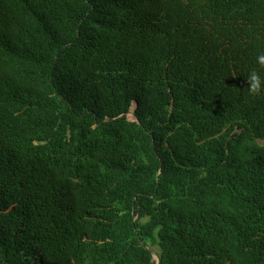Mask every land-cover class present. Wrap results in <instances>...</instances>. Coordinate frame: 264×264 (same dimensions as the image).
Segmentation results:
<instances>
[{
	"label": "trees",
	"instance_id": "obj_1",
	"mask_svg": "<svg viewBox=\"0 0 264 264\" xmlns=\"http://www.w3.org/2000/svg\"><path fill=\"white\" fill-rule=\"evenodd\" d=\"M261 56L264 0H0V264H264Z\"/></svg>",
	"mask_w": 264,
	"mask_h": 264
},
{
	"label": "clouds",
	"instance_id": "obj_2",
	"mask_svg": "<svg viewBox=\"0 0 264 264\" xmlns=\"http://www.w3.org/2000/svg\"><path fill=\"white\" fill-rule=\"evenodd\" d=\"M261 62H264V56L260 57ZM249 80L251 82L250 86H251V90L253 92L258 91L259 87H260V77L258 76L257 73L253 72L250 76H249Z\"/></svg>",
	"mask_w": 264,
	"mask_h": 264
},
{
	"label": "water",
	"instance_id": "obj_3",
	"mask_svg": "<svg viewBox=\"0 0 264 264\" xmlns=\"http://www.w3.org/2000/svg\"><path fill=\"white\" fill-rule=\"evenodd\" d=\"M133 103L135 104L134 109H130L128 111V113L126 114V116L129 115V116L133 117L134 121H136L138 123V120H137V118L135 116V110H136L138 104H137L136 101H134ZM134 220H136V217L134 218ZM149 251H150V253H151L152 257H153V260L156 261V264H161V260H160L159 256L156 254V252L153 251V250H149Z\"/></svg>",
	"mask_w": 264,
	"mask_h": 264
},
{
	"label": "rangeland",
	"instance_id": "obj_4",
	"mask_svg": "<svg viewBox=\"0 0 264 264\" xmlns=\"http://www.w3.org/2000/svg\"><path fill=\"white\" fill-rule=\"evenodd\" d=\"M134 107H135V104L132 103L130 109H134ZM127 117H128L129 120H134L133 117H131V116H129V115H127Z\"/></svg>",
	"mask_w": 264,
	"mask_h": 264
}]
</instances>
